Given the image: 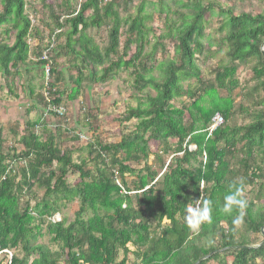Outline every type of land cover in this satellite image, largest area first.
Segmentation results:
<instances>
[{
  "label": "trees",
  "instance_id": "16d2710c",
  "mask_svg": "<svg viewBox=\"0 0 264 264\" xmlns=\"http://www.w3.org/2000/svg\"><path fill=\"white\" fill-rule=\"evenodd\" d=\"M115 1L86 0L78 12L67 15L69 31L60 49L68 50L66 54L76 61L72 66L78 77L68 96L71 102L80 95L85 80L104 84L121 71L131 72L133 88L141 96L122 120L136 121L135 130L115 144H89V160L78 163L73 149H61L56 143L57 133L42 140L33 130L35 124L20 139L23 151L12 157L5 155L0 130V264H196L213 253L200 264H264V239L260 244L251 240L264 229V98L257 102L263 109L254 113L249 125L231 127L233 101L218 93H232L238 87L235 63L252 61L257 83L246 96L258 98L264 91V57L260 51L264 12L235 15L232 9L218 7L220 32L226 31L224 43L232 65L220 67L215 83L210 84L203 80L196 62L197 56L204 54V21L214 10L212 3L203 5L197 0L184 5L189 13H171L168 9L166 15L163 5H153L165 32L157 36L147 54L145 48L151 44L148 35L153 33L147 23L153 14L142 5L134 18L124 21L129 28L121 48L122 21ZM1 3L0 27L10 25L16 32L13 45L0 43V73L8 77L12 69L18 75V68L28 60L31 21L25 15L24 0ZM89 11L91 15H87ZM170 14L176 17L171 25ZM106 21L113 27L108 46L101 49L87 32L100 29ZM56 28H64L59 19ZM167 40L174 44L173 58L148 66L144 59H150L157 46L163 47ZM133 46L135 53L130 56ZM208 47L210 51L212 44ZM50 60V73L58 74L51 56ZM39 64L45 67L48 62L42 59ZM155 72H159L158 77ZM191 79L198 88L185 90L182 82ZM54 88L50 86L49 103L43 96L41 100L46 108L51 105L59 109L62 99ZM147 89L155 96L146 93ZM186 97L191 101L189 106L174 104ZM217 114L224 124L209 133ZM151 141L157 144L156 152L150 147ZM8 160L27 163L18 174L19 180L9 170ZM71 174L78 182L70 184ZM129 177H133L131 182ZM233 184L242 188V198L247 201L240 229L232 222L241 215L239 209L230 215L220 211ZM36 185L44 190L42 199L34 207L28 204L22 209L23 191H31ZM247 188L253 195L250 201ZM202 193L211 201L212 213L195 230L185 220V207ZM73 203L78 204V211L72 223L52 220L62 207ZM36 221L40 224L33 226ZM42 225L56 251L37 243L44 235Z\"/></svg>",
  "mask_w": 264,
  "mask_h": 264
},
{
  "label": "rangeland",
  "instance_id": "374dc122",
  "mask_svg": "<svg viewBox=\"0 0 264 264\" xmlns=\"http://www.w3.org/2000/svg\"><path fill=\"white\" fill-rule=\"evenodd\" d=\"M2 0H0V12L2 11ZM25 1V15L31 21V33L27 39L29 45L28 60L24 65L18 68L19 74L16 75L15 70H11L12 74L4 77L0 73V130L3 135V153L10 155H18L23 151V146L20 139L26 136L28 129L32 125H36L33 129L35 133L46 140L49 134L55 136L56 143L61 149H73L75 151L73 157L75 162L80 159L89 160L88 145L96 141L103 144L118 143L125 135L130 134L135 130L136 121L123 122V118L129 108H134L138 104L141 95L134 90V76L129 71H121L112 77V80L104 84L94 85L90 80H85L80 89V95L76 101H69L68 96L72 88L75 87V80L78 77V71L73 68L76 62L69 54L68 50H61L60 46H64L66 41V33L69 31V26L66 20L72 12H78L86 0H24ZM109 2L112 0H108ZM197 0H164L163 3L159 0H116L115 8L119 11V17L122 21L120 32L121 48L125 37L128 35L129 26L124 22L125 20L134 18L140 6L145 5L146 10L153 14V18L147 23L148 27L153 29V33L148 35L151 44L145 48V53L150 54L154 47L157 36H160L164 31V22L160 20L159 14L155 11L157 8L165 7L166 11L169 9L171 13H189L184 8L186 4H192ZM181 2L182 4H179ZM203 5L212 3L214 10L207 13L205 16L204 27L205 37L202 42L205 45L203 55L197 56V65L201 71L202 78L206 83L214 84L215 76L222 66H231L227 56L228 45L224 43L226 36L225 32H220L222 23L221 17L218 16V7L223 9H232L235 15L242 13H251L253 15L264 12V0H202ZM105 5V4H104ZM154 5V6H153ZM68 9H70L68 11ZM127 11H126V10ZM71 11V12H70ZM68 12V13H67ZM91 15L89 11L87 15ZM171 20H176L175 15L170 14ZM63 24L62 29L56 28V21ZM112 22L106 21L100 29H90L87 34L95 43L101 48L105 49L109 43V34L112 29ZM16 32L10 25L0 27V43L13 45L15 41ZM163 47L157 46L156 53L152 54L150 59H144L148 66H155L164 60L171 59L174 56V44L171 41H165ZM212 44L209 51L208 45ZM58 49L57 52H53ZM135 46L130 51V56L135 53ZM54 59L58 74L50 73V77L46 79L45 67H41L39 62L44 57ZM53 64V62H52ZM255 61L248 64L235 63L237 73L235 80L238 82V87L232 92L228 93L224 90H219V96L223 98H230L233 101L232 117L229 125L231 127H242L249 125L253 121L254 113L263 109L257 102L264 98V91L259 93V97H247V93L252 89L257 80L255 79L253 67ZM53 66V65H52ZM51 66V68H52ZM50 68V67H49ZM86 77L89 76L88 71H84ZM155 77L159 76V72L154 73ZM88 79V78H87ZM51 85H55L53 92L59 91L57 97H61L62 104L59 106L63 111L62 115H54L48 112V108L44 105L41 98L45 97ZM182 85L185 90L196 89L198 85L195 79L183 81ZM33 92V95L32 93ZM151 95L155 96L153 91L149 89ZM245 96V97H244ZM51 96L49 95V99ZM53 98L55 96L53 95ZM191 101L183 98L176 101L174 104L177 107L189 106ZM62 134L60 135V131ZM59 131V132H57ZM157 144L152 143L150 147L153 152L157 151ZM195 150L194 146L190 147ZM9 170L14 171L18 180L20 170L26 167V162L7 161ZM264 166V164H263ZM139 168V167H138ZM133 177H129L131 182ZM70 184L78 182V177L72 174L68 177ZM250 188L246 189V198L248 201L252 200L253 195ZM44 195V190L37 185L31 191L25 189L21 197L22 209L28 204L34 207L36 202L41 200ZM134 196V194L132 195ZM78 211V204H67L62 207L61 211L56 214L52 220L54 222L65 221L66 225L72 223L75 219V214ZM165 223V222H164ZM36 221L33 226L39 225ZM241 223L238 228H241ZM42 238L38 239V244L48 246L52 251L58 248L51 241V237L46 234V227L42 225ZM198 230V227L195 230ZM263 235L253 236L251 238L253 244H260L263 241ZM130 250L135 248L129 245ZM11 253L8 254V259L11 258ZM123 257L122 255L120 256ZM132 256H130V259ZM209 264H224L222 261H215Z\"/></svg>",
  "mask_w": 264,
  "mask_h": 264
},
{
  "label": "clouds",
  "instance_id": "9594fccd",
  "mask_svg": "<svg viewBox=\"0 0 264 264\" xmlns=\"http://www.w3.org/2000/svg\"><path fill=\"white\" fill-rule=\"evenodd\" d=\"M247 206L246 199L242 198V188L233 184L230 186L228 193L223 198V205L220 211L225 214H232L234 209H239L241 215L233 218V224L238 225L242 221V211ZM185 220L189 227L195 229L202 222L210 219L212 213L211 201L207 200L203 193L199 199L189 202L185 207Z\"/></svg>",
  "mask_w": 264,
  "mask_h": 264
},
{
  "label": "built area",
  "instance_id": "2783aa9c",
  "mask_svg": "<svg viewBox=\"0 0 264 264\" xmlns=\"http://www.w3.org/2000/svg\"><path fill=\"white\" fill-rule=\"evenodd\" d=\"M43 60L48 62V64L45 66V68L47 67L45 70V73H46V79L48 80L50 77L52 62L50 59H48V57H44ZM48 90H50V88ZM49 95H50V93L48 91L47 93H45V97H44L48 103L51 100V98L49 99ZM52 111L59 114V116L63 114V111H61L60 109H56L53 106L49 105L48 112H52ZM223 124H224L223 117L220 114L215 115V117L212 119V124L209 128V133H212L214 130H216L218 127L222 126Z\"/></svg>",
  "mask_w": 264,
  "mask_h": 264
},
{
  "label": "water",
  "instance_id": "95a60500",
  "mask_svg": "<svg viewBox=\"0 0 264 264\" xmlns=\"http://www.w3.org/2000/svg\"><path fill=\"white\" fill-rule=\"evenodd\" d=\"M260 51H261L262 56L264 57V43L262 44ZM262 235L264 236V229H262ZM213 254H214V253H213ZM213 254L209 255V256L206 257V258L200 259L196 264H200L202 261H204V260H206L207 258L211 257Z\"/></svg>",
  "mask_w": 264,
  "mask_h": 264
}]
</instances>
